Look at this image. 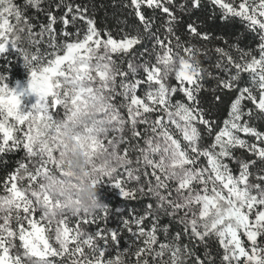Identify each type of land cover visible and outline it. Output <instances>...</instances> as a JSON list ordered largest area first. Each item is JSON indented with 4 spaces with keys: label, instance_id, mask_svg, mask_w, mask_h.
<instances>
[{
    "label": "snow or ice",
    "instance_id": "6c2138e0",
    "mask_svg": "<svg viewBox=\"0 0 264 264\" xmlns=\"http://www.w3.org/2000/svg\"><path fill=\"white\" fill-rule=\"evenodd\" d=\"M122 6L112 29L88 0H0V58L30 73L24 88L0 74V158L23 152L0 182V264H264V0ZM220 20L242 23L254 46L216 36ZM66 131L93 184L141 211L83 227L110 208L66 192Z\"/></svg>",
    "mask_w": 264,
    "mask_h": 264
},
{
    "label": "trees",
    "instance_id": "16d2710c",
    "mask_svg": "<svg viewBox=\"0 0 264 264\" xmlns=\"http://www.w3.org/2000/svg\"><path fill=\"white\" fill-rule=\"evenodd\" d=\"M90 7L96 19L101 25H107L109 28L115 29L118 24L125 21L126 9L123 8V3L126 0H88ZM207 3V0H205ZM210 8L211 6L208 5ZM210 14V13H209ZM128 23H132L131 18H128ZM211 23V22H210ZM218 27L215 29L214 34L218 37H223L228 40L229 44L238 43L239 47L246 48L248 46H254L252 39L247 38L245 28L239 21H232L228 23V27L225 28V21L220 20L215 22ZM59 27V25H57ZM216 46L223 47L224 45L220 41H213L212 44L208 45V48H214ZM235 56V50L232 51ZM202 64L205 68L211 70L212 63H214V54L209 52L207 58H201ZM10 62L0 58V74L6 75L8 78L22 79L25 77L27 69L24 67L23 59L15 56L10 58ZM228 103L225 101L219 108H214V115L218 120H223L227 116ZM23 156V152L8 154L5 157L0 158V182H2L10 171H13L16 166V161ZM6 161V163H5ZM2 191V187H0ZM104 201L106 206L110 208V214L107 218V222L99 220L97 224L92 225V230L96 227L100 228H112L118 223V218L123 215L127 217L130 213L139 212L143 207V200H126L123 197L115 196L112 193L106 192L104 194ZM99 215H103L99 213ZM166 223V219L163 221ZM129 239L127 231L121 233V247H124V241Z\"/></svg>",
    "mask_w": 264,
    "mask_h": 264
},
{
    "label": "clouds",
    "instance_id": "9594fccd",
    "mask_svg": "<svg viewBox=\"0 0 264 264\" xmlns=\"http://www.w3.org/2000/svg\"><path fill=\"white\" fill-rule=\"evenodd\" d=\"M65 142L69 148L64 157V169L71 173V183L76 185L75 189L67 187L68 181L65 180L66 192L71 194L73 201H79V206L92 211L93 203H99V186L93 184V180L97 178V174L92 170L89 155L86 154L85 147H80L74 139L71 131H66L64 136ZM67 197H62V202Z\"/></svg>",
    "mask_w": 264,
    "mask_h": 264
},
{
    "label": "rangeland",
    "instance_id": "374dc122",
    "mask_svg": "<svg viewBox=\"0 0 264 264\" xmlns=\"http://www.w3.org/2000/svg\"><path fill=\"white\" fill-rule=\"evenodd\" d=\"M25 73H26L25 74V77H23L22 79L8 78V82H9L10 86L16 87L17 84H19L20 87H22V88L27 87L28 81L30 79V73H29L28 70ZM36 99H37V97L35 95H33V96H31L29 98V101L31 103H35ZM256 123H257L258 126L264 127V121H256ZM2 191H0V194H2ZM106 192L112 193L115 196L123 197L121 195V193H120V190L118 188H115L111 183H108V182L102 183L99 186V200H100V203L103 204V205H105V206H106V203L104 201V194ZM83 227H85L86 229H88L90 231L93 228L92 225H83Z\"/></svg>",
    "mask_w": 264,
    "mask_h": 264
}]
</instances>
